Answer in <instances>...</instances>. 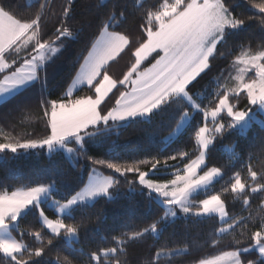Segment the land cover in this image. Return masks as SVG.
Here are the masks:
<instances>
[{"label":"snow or ice","instance_id":"6c2138e0","mask_svg":"<svg viewBox=\"0 0 264 264\" xmlns=\"http://www.w3.org/2000/svg\"><path fill=\"white\" fill-rule=\"evenodd\" d=\"M249 3L258 15L247 19H259L264 25V0H249ZM74 4L75 0H68L55 20L53 30L48 33L43 32V21L49 16V0L39 3V11L28 20L17 18L11 10L0 5V96L19 95L40 84V106L49 129L40 139L18 140L5 135L4 142H0V160L6 162L2 155L6 152L14 154L15 158L22 154L21 150L26 153L45 149L50 155L66 154L69 160H78L83 155L93 164L106 167L119 176L135 174L136 179L128 183L138 185L140 195L146 196L149 203L159 202L163 206V215L148 228L114 236L115 247L91 255L95 264H109L110 258L118 251L123 252L129 241L138 240L146 233H156L158 225L169 218L174 219L178 212L196 217L218 215L227 225L218 230L223 236L237 223L228 219L225 201L220 194L212 193L199 200L197 194L207 192L209 186L223 176L221 168L206 164L216 136L223 135L226 129L243 134L256 122L258 114H264V47L253 51L251 47L241 46L239 54L232 60L236 69V74L230 78L232 83L220 86L218 82L214 101L209 99L205 105L194 98L192 89L211 71L215 59L225 54L221 50L227 49L229 40L246 30L245 18L235 14L230 0H159L158 5L149 8L144 6V0H134L133 9L142 12L138 25L140 38L135 41L126 31L118 30L128 21L127 6L104 4L100 9L104 18L99 24V38L84 58L72 87L62 97L49 99L44 96L47 68L64 45L84 30L83 26H71ZM96 19L100 20L99 14ZM125 50L131 53L132 62L122 78L113 79L109 75L110 62L116 61ZM22 51L24 55H20ZM249 73L253 74L249 76ZM79 85L87 86L92 94L74 95ZM114 89L118 93L114 106L102 108ZM241 93L251 105L244 110L230 102V97L238 98ZM173 106L179 110L178 129L192 120L193 113H199L203 123L194 133L198 155L186 162L182 170L177 169L166 183L149 175L161 163L155 157L121 162L111 154V158L104 160L87 156L86 146L97 142L103 133L134 123L150 122L154 113ZM225 116L229 118L227 124L224 123ZM187 155L186 152L170 155L164 163ZM142 166H149V170H142ZM247 170L251 185L242 180L239 172L230 184L231 192L242 198L245 205L250 194L264 192V183L257 182V172L250 165ZM118 184L114 175H103L93 168L84 187L68 198L55 199L54 183L0 191V254L7 258L6 264H28L31 257L43 255V247L29 251L26 244L12 237L11 232L18 227L17 221L22 217L38 213L39 222L50 231L52 238L63 234L72 241L77 237L80 225L66 220H74L75 212L94 206L91 202L98 198L115 199L112 190ZM49 201L55 218H49L45 213L43 205ZM261 220L259 229L249 233L251 243L248 246L201 260L200 264H256L244 259V255L254 249L259 253V264H264V216ZM246 226L247 221L241 225ZM31 235L43 242L40 232ZM52 238L47 241L49 245ZM159 255L157 253V258ZM115 264H119V260Z\"/></svg>","mask_w":264,"mask_h":264},{"label":"trees","instance_id":"16d2710c","mask_svg":"<svg viewBox=\"0 0 264 264\" xmlns=\"http://www.w3.org/2000/svg\"><path fill=\"white\" fill-rule=\"evenodd\" d=\"M41 2L43 0H0V5L11 10L17 18L28 20L39 11L38 5ZM67 2L68 0H49V16L43 21L44 33L53 30L55 20ZM133 2L134 0H75L74 19L70 23L73 28L83 26L84 30L77 38L64 45L62 52L47 68L45 97L56 99L69 89L84 63V58L91 51L92 44L99 38V24L104 18L100 9L104 4L109 7L117 3L126 5L130 15L127 23L118 30L126 31L134 41L140 38L138 25L142 12L133 9ZM158 3L159 0H144L146 8ZM230 3L235 8V14L245 18L246 30L229 40L227 49L221 50L225 54L215 59L211 71L203 75L192 89L194 98L205 105L209 99L214 101L213 93L217 90L218 82L223 86L233 74L235 68L232 60L239 54L241 46L251 47L253 51L264 47V25H261L259 19H247L249 16L258 15L249 0H230ZM98 14L100 20L96 19ZM20 55H24V52ZM132 59L131 53L125 50L116 61L110 63L109 75L113 79L122 78ZM77 94L89 95L92 90L83 87L75 95ZM117 97L118 93L114 89L101 107L110 109ZM40 99L41 86L36 84L35 87L0 104V142H4L5 135L27 140L43 138L49 132ZM230 102L235 103L240 110L251 107L243 93L238 98L230 97ZM185 110L192 112L190 108ZM257 116L264 120L261 114ZM228 119L224 117L226 124ZM178 121L179 110L173 106L154 113L150 122L114 128L103 133L97 142H90L86 146L87 156L93 160H104L111 158V154L121 162L155 157L161 163L157 165L156 171L149 173L150 176L157 181H169L177 169L182 170L186 162L198 155L194 133L203 123L202 116L193 113L192 120L183 133L172 140L170 136L177 129ZM180 152L188 155L183 158L177 156V159L164 163L168 156ZM4 156L6 162L0 161V191L54 183L57 189L55 199L68 198L84 187L93 168L105 175H114L119 180V184L112 190L115 199L99 198L91 203L94 206L75 212L74 220H66L68 223L80 225L77 237L71 242L63 234L52 238V234L39 222L38 213L33 212L22 217L18 221V227L12 230L14 236L26 244L29 251L43 247V255L31 257L28 264H37V261L40 264H95L91 255L99 254L102 249L115 247L114 236L148 228L163 215V206L159 202L149 203L146 196L140 195L141 189L138 185L128 183L136 179L135 174L119 176L106 167L93 164L92 160L83 155L74 162L63 153L50 155L45 150L22 152L15 158L14 154L6 152ZM206 164L221 168L223 176L207 192L197 194V199H203L212 193L220 194L225 201L229 220L237 221L234 228L221 236L219 228L227 225L217 216L182 215L158 225L156 233H146L138 240L129 241L123 252L118 251L115 257L110 258L109 264H115L116 260H119V264H200L201 260L221 256L251 243L249 233L259 229L261 217L264 216V192L250 194L249 202L245 205L242 198H237L231 192L230 184L232 177L239 172L242 180L251 185L248 165L257 172V182L264 183L261 179L264 177V126L254 122L243 134L235 129H226L223 135L216 136L212 141ZM142 170L148 171L149 166H142ZM130 189H135V192H130ZM43 207L50 218H55V212L48 203ZM245 221L247 226L241 227ZM37 231L43 237L42 243L31 235ZM49 238H52L51 245L47 243ZM237 241L240 243L237 244ZM157 253H160L158 258ZM6 259L0 254V264H6ZM244 259L259 264V253L253 250L245 254Z\"/></svg>","mask_w":264,"mask_h":264},{"label":"rangeland","instance_id":"374dc122","mask_svg":"<svg viewBox=\"0 0 264 264\" xmlns=\"http://www.w3.org/2000/svg\"><path fill=\"white\" fill-rule=\"evenodd\" d=\"M111 63V62H110ZM236 74V69L234 70V72H233V74L231 75V76H234ZM253 73H249L248 75L249 76H251ZM231 76H229V78L224 82V84L225 83H232V81H231ZM84 87V85H79V86H77V88H76V90H75V92H74V95L79 91V90H81L82 88ZM87 87V86H86ZM13 95H10V94H8L7 95V98H5V97H3V96H0V104H2V102L4 103V100H7L8 98H10V97H12ZM262 116H264V114H261ZM256 122L257 123H259V124H261V125H263L264 126V120L263 119H260V117H258L257 116V118H256ZM224 123L226 124V122L224 121ZM189 124V123H188ZM188 124H185V125H182L179 129L177 128L175 131H174V133L170 136V139H175V138H177L178 136H180V134H182L183 133V131L185 130V128L188 126ZM209 127H211V124L209 125ZM37 150H45V149H35L34 151H37ZM22 152H23V150H21ZM31 151H33V150H29L28 152H26V153H29V152H31ZM46 151V150H45ZM47 152V151H46ZM48 153V152H47ZM49 154V153H48ZM3 156H4V154H2ZM66 155V154H65ZM67 156V155H66ZM5 157V156H4ZM76 159H73V160H71L72 162H74ZM1 161V160H0ZM96 171L97 172H99V173H101V174H103L100 170H98V169H96ZM201 171H203V169H201ZM103 175H105V174H103ZM150 175V174H149ZM221 178V177H220ZM220 178H217V180L216 181H214L213 182V184L211 185V186H209V188L208 189H210ZM158 182H160V183H166L167 181H158ZM201 192H204V191H201ZM200 192V193H201ZM199 194V193H198ZM99 199V198H98ZM97 199V200H98ZM93 202H95V201H93ZM93 202H91V203H93ZM51 203V201H49L48 202V206H49V204ZM47 215V214H46ZM182 215H185V214H183V213H180V212H178L177 213V216L175 217V218H178V217H180V216H182ZM207 216V215H206ZM211 216H217L220 220H221V218L218 216V215H211ZM50 218V217H49ZM174 218V219H175ZM170 220H172V218H169ZM228 219H229V217H228ZM19 221V220H18ZM18 221H17V225H18ZM222 222V221H221ZM222 223H224V222H222ZM225 224V223H224ZM225 227H227V226H225ZM230 230V229H229ZM49 231V230H48ZM50 232V231H49ZM11 235H12V237H14V238H16L15 236H14V234H13V232H11ZM17 239V238H16ZM75 239V238H74ZM18 240V239H17ZM68 242H71V241H69L68 240ZM255 250V249H254ZM222 256V255H221Z\"/></svg>","mask_w":264,"mask_h":264},{"label":"crops","instance_id":"0c3cea01","mask_svg":"<svg viewBox=\"0 0 264 264\" xmlns=\"http://www.w3.org/2000/svg\"><path fill=\"white\" fill-rule=\"evenodd\" d=\"M79 71H80V70H79ZM78 73H79V72H78ZM76 77H77V75H76ZM76 77H75V79H76ZM75 79H74V80H75ZM74 80H73V81H74ZM72 84H73V82H72ZM72 84L70 85V87H69V88H71V87H72ZM84 87H86V86H84ZM68 90H69V89H68ZM68 90H67V91H68ZM7 95H8V94H7ZM12 97H13V96H12ZM12 97H10V98H12ZM10 98H8V99H10ZM8 99H7V100H8ZM7 100H4V102H5V101H7ZM2 103H3V102H2Z\"/></svg>","mask_w":264,"mask_h":264}]
</instances>
